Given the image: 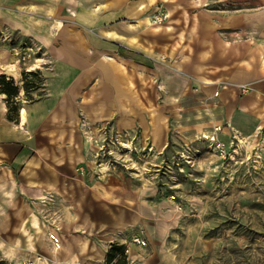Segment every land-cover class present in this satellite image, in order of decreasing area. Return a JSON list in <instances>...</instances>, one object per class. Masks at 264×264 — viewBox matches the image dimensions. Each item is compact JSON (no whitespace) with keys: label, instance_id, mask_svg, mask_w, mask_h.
I'll return each instance as SVG.
<instances>
[{"label":"crops","instance_id":"0c3cea01","mask_svg":"<svg viewBox=\"0 0 264 264\" xmlns=\"http://www.w3.org/2000/svg\"><path fill=\"white\" fill-rule=\"evenodd\" d=\"M164 1L166 9H154L168 14L159 25L137 0H0V33L50 52L21 65L17 48L0 39V78L23 83L44 62L42 87L31 98L21 90L16 114L0 91V262L108 264L119 245L126 264H184L178 204L154 178L97 171L83 115L134 138L139 131L155 156L200 147L218 126L228 147L264 143V10ZM72 4L84 28L66 24ZM157 56L167 60L149 61Z\"/></svg>","mask_w":264,"mask_h":264},{"label":"rangeland","instance_id":"374dc122","mask_svg":"<svg viewBox=\"0 0 264 264\" xmlns=\"http://www.w3.org/2000/svg\"><path fill=\"white\" fill-rule=\"evenodd\" d=\"M137 1L144 11L150 9L146 13L152 20L159 13H154V9L167 8L164 0ZM190 4L194 9L225 10L231 14L240 9L249 14L264 10V0H191ZM73 5L66 7L69 9L66 14L71 16L66 24L84 28L85 23ZM87 12L84 19L94 22V11ZM88 31L99 33L90 27ZM55 32L57 36L58 31ZM56 36L51 40L54 46H61ZM0 39L9 48H17L15 53L21 65L50 53L36 41L10 32L0 33ZM25 54L31 55L26 61L22 60ZM159 59L167 60L165 56H157L149 61L154 64ZM37 65L40 68L33 71H42L44 62ZM15 82L23 86L22 80ZM81 122L96 147L92 160L97 171H130L154 178L168 190L183 215V224L176 232L177 248L182 253L178 258L182 263L264 264V143L237 140L232 146L225 144L223 156L208 139L199 143L200 147L184 145L155 156L150 154L148 143L142 142L139 131L134 138L127 132L115 131L110 121L92 125L83 115Z\"/></svg>","mask_w":264,"mask_h":264},{"label":"trees","instance_id":"16d2710c","mask_svg":"<svg viewBox=\"0 0 264 264\" xmlns=\"http://www.w3.org/2000/svg\"><path fill=\"white\" fill-rule=\"evenodd\" d=\"M43 79L40 71H33L25 73L23 75V86L20 87L13 78L7 75H2L0 78V91L7 95V101L9 103V112L16 114L19 110L18 102L16 101L23 89L26 96L31 98V92L38 90L42 87ZM126 248L124 246L113 245L107 256V263L111 264L115 260L118 264H126ZM0 264H7L6 262H0Z\"/></svg>","mask_w":264,"mask_h":264},{"label":"built area","instance_id":"2783aa9c","mask_svg":"<svg viewBox=\"0 0 264 264\" xmlns=\"http://www.w3.org/2000/svg\"><path fill=\"white\" fill-rule=\"evenodd\" d=\"M167 18H168V14L167 13L159 12V13H157L154 16L153 22L155 24H159L160 25V24L164 23V21ZM29 57H31V55L25 54V56L22 57V60L26 61L27 58H29ZM240 87L242 88V90L244 92L248 91L247 85H241ZM215 95L216 96L219 95V91H217L215 93ZM221 130H222V127L221 126L216 127L214 129L213 134L209 137V139L211 140V142H213V143L216 144V146L219 149V151L221 152V154L223 156H226V145H225V143L220 142L219 137H218V134H219V132ZM173 198H175V197H173ZM50 238L52 239L55 247H58L59 248L61 246V241H60V238H59L58 235H56V234H50ZM133 240H134L135 243L140 244V245H145L146 244V241L143 240V239H141L139 236H136ZM42 260H43L42 257L39 256L35 261H30L27 264H41ZM52 264H61V263L55 262V263H52Z\"/></svg>","mask_w":264,"mask_h":264},{"label":"bare ground","instance_id":"6f19581e","mask_svg":"<svg viewBox=\"0 0 264 264\" xmlns=\"http://www.w3.org/2000/svg\"><path fill=\"white\" fill-rule=\"evenodd\" d=\"M110 65V64H109ZM23 118H24V120H26V112L25 111H23ZM60 248V247H59Z\"/></svg>","mask_w":264,"mask_h":264}]
</instances>
